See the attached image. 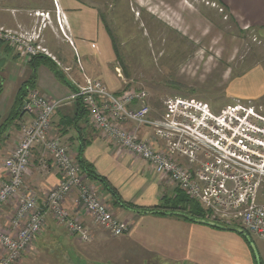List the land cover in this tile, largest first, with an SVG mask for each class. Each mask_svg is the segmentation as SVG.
Segmentation results:
<instances>
[{
  "label": "crops",
  "instance_id": "obj_1",
  "mask_svg": "<svg viewBox=\"0 0 264 264\" xmlns=\"http://www.w3.org/2000/svg\"><path fill=\"white\" fill-rule=\"evenodd\" d=\"M213 1H221L238 25H250L264 42V0ZM181 3H178L181 8L191 11ZM42 12L45 17L39 14ZM57 13L65 33L57 23ZM0 25L39 31L51 54L49 57L65 77V80L58 78L45 63L33 68L30 61L26 62L16 49L0 39V185L6 179L3 160L19 141V123L32 118L21 110L18 114L17 106L26 81L35 71L34 87L50 100L59 101L51 132L69 146L74 158L86 142L84 158L94 165L96 173L110 181L125 201L150 207L161 203L175 205L188 197L184 191L160 181L148 161L106 140L91 124L89 115L82 113L79 102L70 97L85 83V75L101 79L115 93L122 92V73L119 75L112 69L116 58L114 46L94 4L84 0H0ZM257 67H260L255 75L258 79L250 82L247 91L264 96V65ZM155 116L151 112L150 117L155 119ZM138 133L150 140L153 129L143 125ZM156 144L163 143L159 140ZM85 177L114 214L130 223L128 233L115 237L94 223L74 192L66 205L89 227L91 240L79 241L65 226L48 216L33 244L14 264H254L242 233L190 220L177 212L145 213L128 209L115 204L101 182ZM59 181L51 156L42 145L35 146L25 182L34 189L40 206L47 190ZM15 210V200L4 206L1 225L10 228Z\"/></svg>",
  "mask_w": 264,
  "mask_h": 264
},
{
  "label": "built area",
  "instance_id": "obj_2",
  "mask_svg": "<svg viewBox=\"0 0 264 264\" xmlns=\"http://www.w3.org/2000/svg\"><path fill=\"white\" fill-rule=\"evenodd\" d=\"M39 14L45 17L44 12ZM42 23L47 24L45 20ZM57 23L65 33L58 13ZM0 39L16 49L26 62L38 54L50 56L40 42L39 31L0 25ZM70 97L81 99L91 124L106 140L148 161L160 181L184 191L207 212L209 223H239L244 232L264 240V201H260L264 189V116L253 106L239 104L219 116L209 113L199 102L177 97L165 101V116L153 119L146 90L128 88L115 93L101 79L87 75L85 83ZM179 104L184 107L186 123L175 115ZM58 105L59 101L50 100L36 88L28 90L22 103L21 111L32 118L20 121L19 141L3 160L6 179L0 185V216L10 201L15 200L16 210L10 228L0 223V264H14L33 244L48 216L79 241H90L89 227L66 205L74 192L93 222L111 235L122 236L130 230V223L115 215L86 181L87 175L69 146L51 132ZM143 125L152 127V139L139 136ZM159 140L162 146H157ZM37 145L51 156L60 175L59 183L47 190L43 206L25 182L32 150Z\"/></svg>",
  "mask_w": 264,
  "mask_h": 264
},
{
  "label": "rangeland",
  "instance_id": "obj_3",
  "mask_svg": "<svg viewBox=\"0 0 264 264\" xmlns=\"http://www.w3.org/2000/svg\"><path fill=\"white\" fill-rule=\"evenodd\" d=\"M84 1L94 4L109 26L117 47L112 69L122 73V89L146 90L155 117L165 116V101L177 97L199 102L219 116L239 104L264 116V96L247 91L258 79L257 66L264 65V42L250 25H238L220 2L180 0L190 11L176 0ZM177 107V119L186 123L184 107ZM230 226L243 230L239 223ZM244 240L254 264H264V240L254 235L250 243Z\"/></svg>",
  "mask_w": 264,
  "mask_h": 264
},
{
  "label": "trees",
  "instance_id": "obj_4",
  "mask_svg": "<svg viewBox=\"0 0 264 264\" xmlns=\"http://www.w3.org/2000/svg\"><path fill=\"white\" fill-rule=\"evenodd\" d=\"M102 22L104 23L106 29L110 32L109 26L104 22V19H102ZM114 46H115V51L117 52V47H116L115 41H114ZM30 63L33 66V68H35L40 63H45L51 69L54 70V72L58 76V78L65 80V77L62 75L61 70L58 68L57 64L48 55H45V54L35 55L31 59ZM35 83H36V74L34 71L31 75V77L26 81L24 88L22 89V94L20 96L19 103L17 106L18 114L20 113L19 111L21 110L22 103L28 94V90L35 88L34 87ZM124 89H128V87H124ZM124 89H122V91ZM136 89H142V88H136ZM77 101L79 102L80 107L83 109L82 113L89 115L88 110L84 106L81 99H77ZM85 147H86V142H83L81 147H80L79 153L76 157L78 163L80 164L81 168L83 169V172L87 175V177H91V178L96 179L99 182H101L104 189L108 193L111 194L115 204H120L121 206L126 207L128 209H132V210H135L138 212H145V213H150V212H153V213H155V212L156 213L177 212V213H180L181 215L185 216V218H187V219L199 221V222H204L206 224H211L207 221V212L204 209H202L201 206L197 202H195L194 200H192L188 197H183V199H181V201L176 203L175 205L161 203V204H158L156 206H150V207H141V206H137L133 203L125 201L122 198L121 194L118 192V190L110 183V181L106 177L96 173V171L94 169V165L92 163L88 162L84 158ZM212 225H214L216 227L229 228V229L236 230V231L242 233V235L246 238V240L249 243L251 242L250 235L248 233L244 232L243 230L239 231L238 229H235L231 226L223 225V224H212Z\"/></svg>",
  "mask_w": 264,
  "mask_h": 264
},
{
  "label": "water",
  "instance_id": "obj_5",
  "mask_svg": "<svg viewBox=\"0 0 264 264\" xmlns=\"http://www.w3.org/2000/svg\"><path fill=\"white\" fill-rule=\"evenodd\" d=\"M212 224V223H211Z\"/></svg>",
  "mask_w": 264,
  "mask_h": 264
}]
</instances>
